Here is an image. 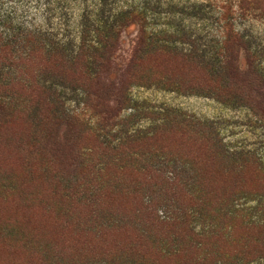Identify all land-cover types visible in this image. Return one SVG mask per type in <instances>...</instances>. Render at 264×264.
<instances>
[{
	"label": "rangeland",
	"instance_id": "1",
	"mask_svg": "<svg viewBox=\"0 0 264 264\" xmlns=\"http://www.w3.org/2000/svg\"><path fill=\"white\" fill-rule=\"evenodd\" d=\"M0 6V264H264V0Z\"/></svg>",
	"mask_w": 264,
	"mask_h": 264
},
{
	"label": "trees",
	"instance_id": "2",
	"mask_svg": "<svg viewBox=\"0 0 264 264\" xmlns=\"http://www.w3.org/2000/svg\"><path fill=\"white\" fill-rule=\"evenodd\" d=\"M40 32L31 28H26L21 23H16V20L10 15L4 14L0 6V60H18L22 57L25 60H32L35 58L33 48L40 42ZM120 33H117L115 39H120ZM117 41V40H116ZM117 44L106 45L104 47L103 60H127L116 54ZM136 51V49L134 50ZM138 51H142L138 49ZM45 60L50 58L43 57ZM129 60H140L136 52ZM236 60V58H235ZM34 85H28L24 80H8L0 79V112H2V92H9L15 89H27L32 95Z\"/></svg>",
	"mask_w": 264,
	"mask_h": 264
}]
</instances>
